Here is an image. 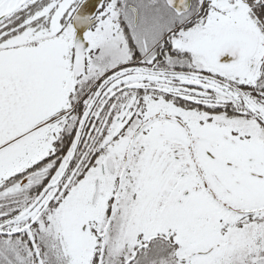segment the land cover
<instances>
[{"label": "snow or ice", "instance_id": "6c2138e0", "mask_svg": "<svg viewBox=\"0 0 264 264\" xmlns=\"http://www.w3.org/2000/svg\"><path fill=\"white\" fill-rule=\"evenodd\" d=\"M0 264H264V0H0Z\"/></svg>", "mask_w": 264, "mask_h": 264}]
</instances>
